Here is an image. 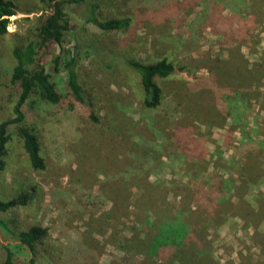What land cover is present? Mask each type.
<instances>
[{
  "label": "rangeland",
  "instance_id": "rangeland-1",
  "mask_svg": "<svg viewBox=\"0 0 264 264\" xmlns=\"http://www.w3.org/2000/svg\"><path fill=\"white\" fill-rule=\"evenodd\" d=\"M12 1L17 12L0 35V121L13 115L18 96L12 49L35 36L47 10L41 0ZM97 1V22L86 19L85 2L65 5L73 25L66 45L73 46V36L81 43L77 67L90 106H70L67 72L62 60L54 61L59 45L41 48L40 61L61 99L28 115L44 169L32 168L17 137L8 144L0 196L28 189L33 198L0 212V263L5 246L16 248L13 215L23 229L39 224L48 232L35 263L18 252L12 264H164L145 257L132 240L143 220L158 215L192 223L198 217L213 264H264V8L249 51L227 47L230 35L195 12L199 0ZM213 1L224 14L232 11L225 7L229 0ZM111 17L128 21L104 32L98 21ZM241 53L253 67L254 84L230 109L218 102L228 100L224 87L235 85L228 73ZM126 57H167L186 71L161 81L163 104L153 109L144 106Z\"/></svg>",
  "mask_w": 264,
  "mask_h": 264
},
{
  "label": "trees",
  "instance_id": "trees-1",
  "mask_svg": "<svg viewBox=\"0 0 264 264\" xmlns=\"http://www.w3.org/2000/svg\"><path fill=\"white\" fill-rule=\"evenodd\" d=\"M41 1L46 4L47 10L38 17L35 36L30 37L25 43L15 45L12 49L15 64L11 69L10 77L12 84L17 88L18 96L11 107L13 115L0 121V170L6 166L5 156L8 154V144L14 137L22 142L32 168L44 169L46 167L39 136L34 123L28 117L29 112L36 107L42 104H57L61 99L51 73L40 61L41 58L43 60L40 53L44 45L47 47L49 43L55 42L60 47V53L55 55L54 61L58 63L62 60L63 69L67 72L68 93L71 97L70 106L76 108L87 104L90 106L91 103V97L86 92L77 67L81 43L73 36V46L67 47L66 45L67 37L72 36L73 25L65 5L85 2L86 19L97 22L98 8L101 3L97 0ZM212 2L214 1H195L193 8H195V12H198V15L204 14L208 17V24L214 29L221 31L223 28V32L230 35L231 42L227 46L228 48L234 43L239 49L245 47L251 51L254 48L252 42V38L255 37L254 23L258 18L261 19L258 12H262V8H264V6H259L260 0H229V4L225 7L232 11L228 14L223 12L226 8L220 9L216 6L217 4L213 5ZM243 6L246 7L243 9ZM16 12L17 8L12 0H0V35L8 32L11 16ZM127 21L128 19H124L122 22L111 17L99 19L98 25L104 32H110L118 26H124ZM241 55L243 58L242 56L238 58L233 70L228 73L230 83H235V85L224 87L228 100L223 101L224 103L218 102L223 106H229L230 109H232L233 103L238 100L236 97H241L242 92H245L244 97H247L254 84V80L250 79L254 71L253 67H249L247 58L243 53ZM123 61L138 75L144 106L153 109L163 104L164 93L161 81L177 72L185 73L186 71L184 67L175 64L167 57L153 62L129 57L123 58ZM260 64L262 63L257 64V71H255L261 73L263 72L262 68L258 67ZM255 80L258 81L259 78L256 77ZM88 110L90 113V109ZM90 115L95 118L92 112ZM32 198L33 192L28 189L20 191L9 199H3L0 196V212L11 213L21 206L27 205ZM10 221L19 229L16 234V248L5 246L6 257L0 264H12L13 258L18 252L23 253L30 263H35L41 254L40 248L47 235V227L33 224L23 229L13 215H10ZM141 225L137 234H133L135 239L132 238V240L137 242L135 247L137 250H141L145 257L158 258L164 264H213V261L207 260L206 239L201 226L199 227L198 217L192 223L189 219L184 220L181 216L164 218V216L155 215L152 219L148 217L143 220Z\"/></svg>",
  "mask_w": 264,
  "mask_h": 264
}]
</instances>
